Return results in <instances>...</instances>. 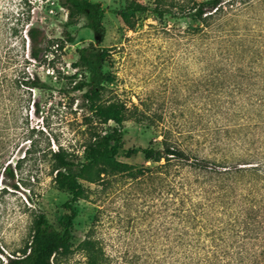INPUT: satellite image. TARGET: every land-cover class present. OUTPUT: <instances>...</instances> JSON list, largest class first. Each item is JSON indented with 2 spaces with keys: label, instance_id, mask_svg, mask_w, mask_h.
I'll use <instances>...</instances> for the list:
<instances>
[{
  "label": "rangeland",
  "instance_id": "1",
  "mask_svg": "<svg viewBox=\"0 0 264 264\" xmlns=\"http://www.w3.org/2000/svg\"><path fill=\"white\" fill-rule=\"evenodd\" d=\"M60 1L0 0V23L6 22L3 28L15 24L19 30L16 35H4L1 55L6 51L17 55L20 63L28 61L21 75L36 73L45 84L33 90L20 86L16 93L22 107L15 120L9 121L8 114L6 117L15 140L9 161L13 164L28 153L15 176L17 188L10 186L9 179L0 182V264L6 262L5 256L19 254L26 247L38 211L58 227L68 194L55 186L48 152L59 151L74 162H83L84 149L93 136L108 135L114 128L112 121H100L88 110L83 91L72 89L91 72L73 67L77 49L94 40L85 20L79 18L67 28L73 42L63 49L58 47L66 21ZM89 1L103 12L104 35L99 46L108 49L100 70L111 79L103 82L106 91L102 99L106 104L122 102L127 108L114 156L130 171L102 174L94 183L80 181L85 197L76 205L69 247L57 253L53 262L186 264L182 254L185 246L178 237L185 232L182 215L186 203L198 200L197 184L192 185L198 175L180 163L173 167V178L161 173L159 180L149 172L134 177L137 170H152L155 164L132 150L150 143L160 147V132L165 131L167 142L190 157H210L220 139L226 148L248 147L245 139L222 136V128L235 124L232 114L245 101L227 78L234 70L228 50L240 38L249 46L256 43L264 48V2L252 10L237 9L208 28L180 17L179 12L176 17L158 16L152 11L156 0H135L146 10L135 15L134 27L129 28L113 13L125 0ZM163 1L192 5L199 0ZM15 12L18 19L12 17ZM26 21L39 26L49 42L39 63L26 56ZM16 66L7 64L1 72L11 78ZM8 103L5 100L0 107V117L6 114ZM38 159L42 161L36 165ZM33 175L35 180L30 178Z\"/></svg>",
  "mask_w": 264,
  "mask_h": 264
},
{
  "label": "trees",
  "instance_id": "2",
  "mask_svg": "<svg viewBox=\"0 0 264 264\" xmlns=\"http://www.w3.org/2000/svg\"><path fill=\"white\" fill-rule=\"evenodd\" d=\"M263 2L264 0H199L190 5L189 2L177 4L156 0L152 11L158 16L168 14L172 17H176L179 12L180 17H187L211 28L216 21L227 18L237 9L252 10ZM60 6L66 12V21L60 32L58 47L63 49L66 43L73 42L74 38L67 28L77 23L79 18L85 20L94 40V43L89 42L77 49V60L72 64L73 67L91 72L86 80L76 82L72 89L83 91L82 98L86 101L88 110L100 121H112L114 128L108 135L93 136L84 149L83 162H74L59 151L48 152L55 186L68 194V199L62 204L64 212L58 220V227H55L43 212L38 211L33 220L30 241L19 254L5 256L4 264H54V256L69 247L73 220L77 215L76 205L85 197L80 181L94 183L101 179L102 174L130 171L126 164L117 161L114 156L119 148L118 141L123 133L127 108L122 102L106 104L102 99L106 91L103 82H110L111 79L100 70L108 55V49L99 46L104 35L101 23L103 12L96 3L89 0H61ZM145 10L146 7L141 3L125 0L124 6L113 10V13L126 26L133 28L135 15ZM16 16H19L18 12L12 14L14 19H18ZM24 24L27 25L23 33L27 40L26 56L39 63L42 49L49 42L39 26L27 21ZM5 25L6 22L0 23V44L3 39L6 40L4 35H16L19 32L15 24L4 29ZM200 32L205 30L200 29ZM24 38L21 36L23 48ZM228 53L234 70L227 78L230 77L237 87L236 94L241 99L245 97V101L238 107V112L234 111L232 114L235 124L230 128H222V136L234 137L240 141L245 139L249 148H226V144L220 139L214 145L215 149L210 157H190L183 149L167 142L168 131H165L160 132V147L150 143L146 147L132 150V153L139 152L146 161L155 164L152 170H137L132 174L134 177L137 173L140 175L142 172H149L159 180L162 179L161 173L173 178L176 171L173 167L180 163L198 175L192 182V185L197 184L195 191L198 200L186 203L182 215L185 232L178 237L185 246L182 254L186 264H264V48L256 43L249 46L245 38H240ZM8 54L6 51L4 56L0 53V107H3L5 100L9 102L6 114L0 117V122L3 123L0 126V182L9 179L12 181L10 186L17 188L15 183L18 180H15V176L28 151L13 164L9 161L15 140L8 130L7 118L9 121L15 120L22 107V99L16 93L20 86L33 90L40 89L45 84L36 73L22 76L21 68L27 66L28 61L23 59L20 63L17 55ZM7 64L18 65L11 78L1 72ZM33 104L34 102L31 107ZM239 120L242 122H238ZM41 161L38 159L36 165ZM36 177L30 176L34 180ZM191 192L190 186L188 200L191 199Z\"/></svg>",
  "mask_w": 264,
  "mask_h": 264
}]
</instances>
